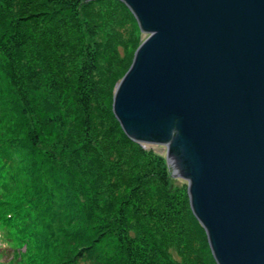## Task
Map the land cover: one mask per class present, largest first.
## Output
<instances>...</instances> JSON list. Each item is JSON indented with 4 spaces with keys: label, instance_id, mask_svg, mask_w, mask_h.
Listing matches in <instances>:
<instances>
[{
    "label": "trees",
    "instance_id": "trees-1",
    "mask_svg": "<svg viewBox=\"0 0 264 264\" xmlns=\"http://www.w3.org/2000/svg\"><path fill=\"white\" fill-rule=\"evenodd\" d=\"M139 36L130 11L116 0H0V74L10 81L4 95L15 121L14 138L9 128L0 137L2 193L17 180L12 154L20 147L38 159L31 166L40 162L25 193L0 195V220L26 247L13 264H35L33 237L45 211L52 221L76 223L73 234L64 231L76 245L71 264H98L105 241L114 253L110 264H141L144 257L143 264H173L163 247L173 242L189 263L215 264L187 190L169 193L166 162L129 140L112 115L115 86Z\"/></svg>",
    "mask_w": 264,
    "mask_h": 264
},
{
    "label": "water",
    "instance_id": "water-1",
    "mask_svg": "<svg viewBox=\"0 0 264 264\" xmlns=\"http://www.w3.org/2000/svg\"><path fill=\"white\" fill-rule=\"evenodd\" d=\"M116 1L147 37L114 119L165 148L215 264H264V0Z\"/></svg>",
    "mask_w": 264,
    "mask_h": 264
},
{
    "label": "rangeland",
    "instance_id": "rangeland-1",
    "mask_svg": "<svg viewBox=\"0 0 264 264\" xmlns=\"http://www.w3.org/2000/svg\"><path fill=\"white\" fill-rule=\"evenodd\" d=\"M146 35L145 34H141L139 36L140 39V43H142L145 39H146ZM134 51H132L130 53V55H132ZM2 58H4V53L0 51V63L3 60ZM88 60L91 61L92 57H87ZM10 87V81L7 80L2 73L0 74V101L2 103V107H0V137L2 136H6V130L7 128H9V130L11 131L10 135L11 137L14 138L13 134H12V128H14V117L11 115L12 111L10 109V106L8 105V96L4 95V90H6L7 88ZM29 126H33V121L28 122ZM13 146L16 148L20 147L19 144L16 145V143H12ZM142 145L143 148L147 149L148 151L152 152L153 156L155 157H160L162 158V161H165V148L161 147V146H155V145H147V144H140ZM16 151V150H15ZM13 155V161L14 163L12 164H16L19 172L18 175L16 176V182L15 185L12 186V188H6L5 191L0 190V195L3 197L6 196V194H8V196L10 194H15V193H25V188L27 187L25 185V183L28 185H30L31 183L33 184V182L36 179L37 173L39 172V164L40 162H36L35 165L31 164L33 163V161H36V157L35 154H29L26 150L22 149L21 147L19 148V151H16L15 154ZM38 160V159H37ZM58 160L61 161V159L58 157ZM19 163V164H18ZM21 163V164H20ZM153 164V163H151ZM23 169V171H22ZM61 177H64L65 174H63L62 172H60L59 174ZM59 176V177H60ZM60 177V178H61ZM169 181H168V186H169V193H174L176 192V189H180L183 192H186L187 190V184L184 180L181 179H175L172 178L171 176L168 177ZM61 179H58V181L60 182ZM66 181V180H65ZM28 185V186H29ZM9 187V185H8ZM62 190V194H59L61 197L64 198V196L66 195V190L67 188L62 187L60 188ZM10 192V194H9ZM2 193V194H1ZM6 199V198H5ZM132 207V205H131ZM48 227H51V231L48 232ZM76 223H72L70 222V219L67 220L62 218L61 220L58 221H52L51 217L49 215V212H44V214L40 215L38 218V224H37V232H38V239H35L33 237V241H35V243L37 241H39V245H36L35 243H33V250H34V260H35V264H71L70 263V256L75 252L74 248H75V244H73V242L71 241V236L69 234H73V232L76 229ZM3 231V232H1ZM64 231H68L69 234H67V238L65 239L64 236ZM0 233H6V239L10 242V246L12 248V250L9 248L10 246H8L7 244H4L2 246L1 251L4 252L3 253V257L1 258L3 261H8L11 257V254L14 255V253H19V254H23L24 250H25V245L23 246H19L18 243H16L15 241H13L14 239V233L12 230V227L10 226H6V221H1L0 220ZM131 235H133V232L131 231ZM70 236V237H69ZM123 236V235H122ZM23 239L26 241L27 245L30 243L31 239L28 240V238H24ZM158 241L160 240L159 237H157ZM44 240V241H43ZM129 242V246L126 245L127 248H133V244L134 241H128ZM107 241L103 242L102 245L100 246V251H98V254L101 255V258L96 259L98 264H110L107 262L108 258L113 257L114 253L112 251V249L110 247H106L107 245ZM20 244V243H19ZM140 244V242H139ZM31 245V244H29ZM45 245H48L47 248L45 247ZM178 243L173 242L172 244L167 243L165 247V251L168 252L169 256L171 257V261L173 264H192L189 263V261L187 260L185 251L181 248H178ZM143 250V249H142ZM145 251V250H144ZM146 252V251H145ZM147 255L149 254L148 252H146ZM156 254V252H155ZM146 255V257H147ZM88 258V257H87ZM145 259V257H144ZM143 259V261H144ZM158 259L160 258V255H158ZM94 260V259H93ZM87 261V262H76L75 264H94V261ZM143 261H141V258H138V262H140L141 264H143ZM162 261V260H161ZM19 262H24V260H22L21 258L19 259ZM156 262L158 263V261H155V263H151V264H156ZM164 262V261H163ZM161 263V262H160ZM165 264H169L166 261L164 262ZM29 264V262H28ZM146 264H150V261Z\"/></svg>",
    "mask_w": 264,
    "mask_h": 264
}]
</instances>
